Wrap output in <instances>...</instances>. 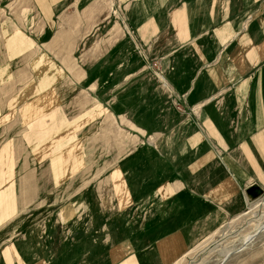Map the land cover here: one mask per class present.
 <instances>
[{"label": "rangeland", "instance_id": "1", "mask_svg": "<svg viewBox=\"0 0 264 264\" xmlns=\"http://www.w3.org/2000/svg\"><path fill=\"white\" fill-rule=\"evenodd\" d=\"M3 1L0 19L9 13ZM227 3L232 11L255 13L249 42L212 37ZM95 4L100 22L92 23L90 39L56 58L60 68H95L91 81L102 85L93 95L105 108L60 69L53 102L51 88H38L48 96L42 115L34 116L38 102L5 109L11 116L0 129V142L10 144L0 146V264H264L263 178L251 169L250 182L223 203L198 197L211 167L196 173L184 149L210 105L226 114L232 86L202 108L196 89L188 95L189 80L179 92L177 80L173 86L164 76L177 79L178 61L187 72L201 69L197 52L209 53L214 42L218 56L209 58V68L240 57L243 65L260 66L253 72L259 79L264 0H84ZM181 8L190 30L185 42L173 21ZM4 26L7 32L13 24ZM142 31H153L146 44ZM230 72L231 83L243 78ZM206 73L202 79H211ZM52 107L58 110L53 116ZM227 123L235 135L239 123ZM179 177L180 188L173 187Z\"/></svg>", "mask_w": 264, "mask_h": 264}, {"label": "crops", "instance_id": "2", "mask_svg": "<svg viewBox=\"0 0 264 264\" xmlns=\"http://www.w3.org/2000/svg\"><path fill=\"white\" fill-rule=\"evenodd\" d=\"M3 2H5L4 7H9V13L5 12L6 16L0 19V129H6L9 125L11 111L5 112V109L10 106V103L19 105L20 102L22 104L38 102L40 108L38 111L35 109L34 116L36 117L39 113L42 115V103L47 101L48 96L43 95L41 90L51 88L48 92L52 97V102L54 101L57 91L54 92L53 88H57L55 84L59 81L60 69L72 72L69 73L74 83L81 87L82 91L89 93L99 106L105 108V102L100 97L95 99L93 95V92L99 90L102 85L100 79L91 81L93 75L91 71H96L95 68H79L74 65L70 68L62 65L60 68L59 60L56 58L60 53L74 52L80 42L90 39L92 23L96 26L100 22V13L96 11L98 5L85 6L84 0H4ZM231 6L230 3L224 4L220 15L222 24L216 22L212 37L221 38L223 43H230L235 38L241 43L252 39L247 26L248 22L255 19V13L250 12V8L243 10L239 8L232 11ZM184 13L185 9L181 8L176 12L173 21L178 30V38L185 42L190 35V30L186 28ZM257 22L262 21L258 19ZM7 23H12L13 27L5 32L4 24ZM144 28L145 26L141 29ZM139 35L142 42L146 44L147 40L152 37L153 31L152 33L142 31ZM114 37L118 38V25L114 27ZM218 46L217 43L212 42V49L209 53L198 50V56L203 61L201 69L190 70L189 68L187 72L183 69L185 66L183 61H178L177 79L168 74L164 76L173 86L176 85L177 80L179 92L186 90L185 82L189 80L188 95L196 89L194 97L199 107L202 108L214 100L216 92H220L219 89L223 90L225 87L232 86L224 105L227 108L226 114L214 112V106L210 105L209 113L206 109L203 114L200 130L196 131L195 137L190 140L191 146H184V149L192 154L188 166L192 164L196 173L208 166L211 167L207 170V179L201 180V186L198 187L201 189L200 194L196 193V195L223 203L239 193L246 186V181L250 182L251 169L264 180L261 165L264 161V70L257 79L253 72L260 66L256 63L255 65L250 63L243 65L245 60L240 61V57L209 68V58L218 56L214 53ZM64 48H72L73 51L62 52ZM86 54H91V52L87 51ZM51 58L58 63L53 62ZM103 68L104 65H100L97 69L102 70ZM204 70L208 72L206 75H209L211 79H202ZM232 70L236 71L235 76L244 74L243 78L240 81L229 82L228 74ZM224 75L226 78H222ZM54 78H56L55 81ZM86 81L89 85H86ZM27 95L30 98L26 100L24 97ZM201 95H203L202 99H199ZM5 103H7L6 106L3 105ZM254 107L257 109L256 116ZM27 108H25L26 112H28ZM48 111H51L53 116L58 110H53L52 107ZM210 113L212 116L208 115ZM228 119L239 123L235 135L231 133L229 126L227 127ZM0 146H10L9 141L5 142L3 139ZM182 181V177H179L178 183L173 182V187H177V184L180 188ZM171 189V185L168 184L169 194L173 195L174 191ZM176 241L177 246H181L180 250L186 247L181 238H177Z\"/></svg>", "mask_w": 264, "mask_h": 264}, {"label": "bare ground", "instance_id": "3", "mask_svg": "<svg viewBox=\"0 0 264 264\" xmlns=\"http://www.w3.org/2000/svg\"><path fill=\"white\" fill-rule=\"evenodd\" d=\"M262 230H264V228H263V229H261L260 231H262ZM260 231L258 232V234L260 233ZM258 234H256V236H257ZM256 236H255V237H256ZM255 237H254V238H255Z\"/></svg>", "mask_w": 264, "mask_h": 264}, {"label": "water", "instance_id": "4", "mask_svg": "<svg viewBox=\"0 0 264 264\" xmlns=\"http://www.w3.org/2000/svg\"><path fill=\"white\" fill-rule=\"evenodd\" d=\"M229 256H230V255H229ZM229 256L224 260V262H226V261L228 260Z\"/></svg>", "mask_w": 264, "mask_h": 264}]
</instances>
